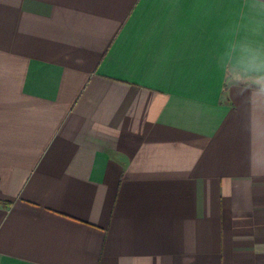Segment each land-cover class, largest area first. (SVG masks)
<instances>
[{"label": "crops", "instance_id": "crops-1", "mask_svg": "<svg viewBox=\"0 0 264 264\" xmlns=\"http://www.w3.org/2000/svg\"><path fill=\"white\" fill-rule=\"evenodd\" d=\"M0 264H264V0H0Z\"/></svg>", "mask_w": 264, "mask_h": 264}, {"label": "trees", "instance_id": "trees-1", "mask_svg": "<svg viewBox=\"0 0 264 264\" xmlns=\"http://www.w3.org/2000/svg\"><path fill=\"white\" fill-rule=\"evenodd\" d=\"M9 202H7V204H8Z\"/></svg>", "mask_w": 264, "mask_h": 264}]
</instances>
